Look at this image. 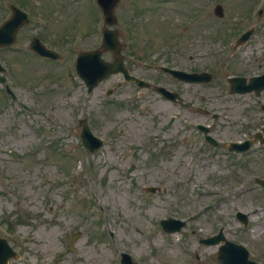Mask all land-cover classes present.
Returning a JSON list of instances; mask_svg holds the SVG:
<instances>
[{
	"label": "rangeland",
	"instance_id": "1",
	"mask_svg": "<svg viewBox=\"0 0 264 264\" xmlns=\"http://www.w3.org/2000/svg\"><path fill=\"white\" fill-rule=\"evenodd\" d=\"M22 1L32 17L18 39V47L25 50H8L5 54L10 63L8 78L17 98L0 91V224L15 229V242L30 252L31 260L35 262L39 253L46 261L51 260L55 241L78 221V226L88 227L87 235L78 250L64 255L60 264H117L115 242L109 237L108 242L103 230L112 225L116 244L122 247L123 243L135 251L141 264H181L179 251L155 228L156 217L183 216L216 198V208L196 222L202 226L223 223L228 231L236 233L234 238L250 244L254 249L251 255L264 264V188L254 181L257 176L264 177V146L246 157L242 166L238 163L230 170L228 161L214 163L209 160L210 151L200 148L195 121L205 119L197 114V108V113L191 114L152 91L140 97L132 84L117 87L115 75L88 93L75 73L74 62L80 49L98 45L100 24L93 14L92 1L83 0L82 8H78L82 16L75 15L77 3L69 0ZM202 1L121 0L116 8L117 27L129 35L127 56L136 65L151 61L155 54L162 62L182 67L193 63L186 59L188 52L201 51L204 57L198 59L199 65L206 62L218 71L219 79L207 86L180 88L195 105L223 112L219 135L240 138L252 130L245 125L251 116L261 119L258 108L248 96H217L223 91L218 84L226 83V73L234 68L216 67L218 55L209 53L212 45H196L197 39L209 34L200 33L203 20L195 23L198 29L184 26L191 21L188 16L192 12L186 11L191 9L189 3L220 1L228 15L237 16L250 0ZM176 4L185 7L176 10ZM213 8V3L205 6L202 14L213 15ZM3 14L0 9V16ZM35 33L62 54L59 60H45L28 52V41ZM239 56L245 61L247 51H240ZM139 71L156 76V71ZM161 79L170 82L166 77ZM111 85L115 91L106 96V88ZM79 114H90L108 146L95 153L81 149L78 134L73 132ZM189 122L192 124L186 129ZM130 167L134 169L129 178L126 173ZM87 174L94 179L100 201L109 204L111 226L102 223L105 219H101L99 207L89 199L82 182ZM232 181L237 185L233 190L229 189ZM157 184L164 187L161 194L145 191L147 185ZM236 209L250 213L249 227L242 228L235 219Z\"/></svg>",
	"mask_w": 264,
	"mask_h": 264
},
{
	"label": "water",
	"instance_id": "2",
	"mask_svg": "<svg viewBox=\"0 0 264 264\" xmlns=\"http://www.w3.org/2000/svg\"><path fill=\"white\" fill-rule=\"evenodd\" d=\"M105 4H108L109 0H102ZM118 0H113L112 4L109 6V8L107 9L108 13H109V18L108 21L109 22H114L116 19V16L114 14V6L116 4ZM15 26H13L12 28H14ZM106 34H110L109 38H107V36H105V40L106 42L104 43V46L106 48L110 47L111 49L115 50L116 52V60L115 62H106V61H102V60H93L89 62L88 68L87 70L84 71V73H88V74H92L93 75V79L96 78V76L98 75V73L100 71H102V73L100 75H98V77H103V75H108L109 73L116 71L119 67L120 64L122 62V56L120 54V50H121V45L119 43L118 40V35H117V31H107ZM42 53L44 54H53V51L46 48L45 46H42L41 48ZM99 53H101V51H98ZM99 53H97V58H100ZM96 78V80L93 82V85L96 83V81L99 78Z\"/></svg>",
	"mask_w": 264,
	"mask_h": 264
},
{
	"label": "flooded vegetation",
	"instance_id": "3",
	"mask_svg": "<svg viewBox=\"0 0 264 264\" xmlns=\"http://www.w3.org/2000/svg\"><path fill=\"white\" fill-rule=\"evenodd\" d=\"M248 26H250V27H255V34H257L258 32H259V30H260V25L259 24H254V25H251V24H249ZM249 28V27H248ZM240 33V32H239ZM238 33V34H239ZM255 60L256 61H259V64H260V73H264V57L262 56V57H259V56H257L256 58H255ZM142 65V64H141ZM143 66V65H142ZM144 66H146L147 68L146 69H152V64H150V63H146ZM135 68H139V69H141V67L140 66H135ZM153 70V69H152ZM254 69L252 68V69H250V70H247V76H249V75H252V73H254ZM255 74H259L258 72H256ZM155 82V81H154ZM159 82H155L154 84L156 85V84H158ZM254 95L256 96V97H263L264 98V90L261 92H259V93H254ZM260 106L261 107H263L262 106V104H260ZM263 128V127H262ZM194 224L193 223H191V224H185L183 227V229H182V231H181V235H182V237H183V241H184V245H183V252H182V254H180V256H178V259H180V258H182V260H181V264H193L192 263V260H191V258H190V252L188 253V250H189V247L191 246V243L192 242H194V240H195V238H196V236L198 235V229L197 228H195L194 226H193ZM199 238V237H198ZM202 251H203V249H202ZM188 253V254H187ZM187 254V255H186ZM186 255V256H185ZM203 264H218V261H217V259H215V257H214V254H204L203 255ZM179 264V263H178Z\"/></svg>",
	"mask_w": 264,
	"mask_h": 264
}]
</instances>
